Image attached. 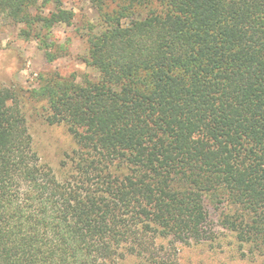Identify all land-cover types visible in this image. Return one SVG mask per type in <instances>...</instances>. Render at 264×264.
I'll return each mask as SVG.
<instances>
[{
	"label": "trees",
	"instance_id": "16d2710c",
	"mask_svg": "<svg viewBox=\"0 0 264 264\" xmlns=\"http://www.w3.org/2000/svg\"><path fill=\"white\" fill-rule=\"evenodd\" d=\"M92 4L98 81L0 89V264H181L218 228L264 254V0ZM61 6L0 0V15L51 62L50 30L74 18ZM26 96L72 139L61 178L33 149Z\"/></svg>",
	"mask_w": 264,
	"mask_h": 264
},
{
	"label": "rangeland",
	"instance_id": "374dc122",
	"mask_svg": "<svg viewBox=\"0 0 264 264\" xmlns=\"http://www.w3.org/2000/svg\"><path fill=\"white\" fill-rule=\"evenodd\" d=\"M60 1L61 9L72 12L74 18L70 26L57 24L50 30V41L58 46L51 49L57 57L51 62L46 59L38 40L24 38L23 25L0 15V89L14 88L22 93H30L38 90L43 76L50 74L61 77L74 74L78 83L84 77L91 81L99 80L98 71L83 62L87 55L86 35L89 29L97 35L105 30L99 12L92 0ZM55 11V4L39 8V13L45 17ZM32 13L36 14L35 11ZM141 17L138 15L134 18ZM122 23L126 25L128 20ZM27 96L21 100V107L32 137L33 149L40 162L61 178L64 174L62 163H67L66 157L74 149L72 139L63 126L46 124L45 102ZM179 255L181 264H264V254L240 246L229 232L220 228L214 242L199 247H182Z\"/></svg>",
	"mask_w": 264,
	"mask_h": 264
}]
</instances>
